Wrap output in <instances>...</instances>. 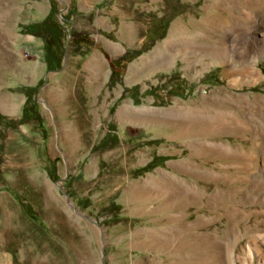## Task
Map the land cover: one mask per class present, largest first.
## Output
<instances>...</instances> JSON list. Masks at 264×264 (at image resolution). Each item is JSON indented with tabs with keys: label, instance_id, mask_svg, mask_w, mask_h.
<instances>
[{
	"label": "rangeland",
	"instance_id": "1",
	"mask_svg": "<svg viewBox=\"0 0 264 264\" xmlns=\"http://www.w3.org/2000/svg\"><path fill=\"white\" fill-rule=\"evenodd\" d=\"M37 1L0 0V264H264V21L160 1L176 16L143 42L138 86L58 118L20 36ZM32 102L40 120H18ZM76 116L86 136L51 135Z\"/></svg>",
	"mask_w": 264,
	"mask_h": 264
},
{
	"label": "crops",
	"instance_id": "2",
	"mask_svg": "<svg viewBox=\"0 0 264 264\" xmlns=\"http://www.w3.org/2000/svg\"><path fill=\"white\" fill-rule=\"evenodd\" d=\"M160 1L166 3V0H64L65 25L73 31L74 38L81 37L86 41L72 43L71 38L67 45L64 44V53L57 69L46 68L42 56L43 40L21 31L22 39L41 53L37 54L36 62L42 74L34 85L41 81V99L60 114L58 118H64L69 111L68 105L74 101L90 106L107 104L111 99V88L116 89L114 97L117 98L121 90L138 86L143 67L138 66L136 59L140 61L143 42L147 41L149 47L160 38L157 32L160 21L165 22L163 35H167L170 21L176 16L173 12L171 18L159 15ZM52 5L54 3L50 0H38L28 11L24 10L20 24L24 26L41 21L50 15ZM125 51L136 53L125 63L122 75H118V82L110 86V61ZM79 120L84 119L76 116L67 123L57 120L51 135L57 138L86 136L87 124L75 127L72 124Z\"/></svg>",
	"mask_w": 264,
	"mask_h": 264
},
{
	"label": "trees",
	"instance_id": "3",
	"mask_svg": "<svg viewBox=\"0 0 264 264\" xmlns=\"http://www.w3.org/2000/svg\"><path fill=\"white\" fill-rule=\"evenodd\" d=\"M56 14V8L55 6H51L50 8V15L42 19L41 21L38 22H32L28 23L23 26L22 32L32 34L34 36L40 37L43 40V46H42V56L43 60L46 63V68L48 70L52 69H57L60 66V61L63 55V38L65 36L64 28L63 26L57 21L55 15ZM54 16V18L52 17ZM63 20H67L66 17L63 16ZM68 39L70 40L72 38V43L78 41H86V39L81 38V37H76L74 38L73 36V31L68 30ZM135 51H125L120 57L113 59L110 61V66H111V73L109 77V85H113L115 81L118 80V75L120 74V71L123 69L125 63L130 60L133 55L135 54ZM31 88L26 87L25 92H26V98L27 100L29 92ZM30 108H26L21 112V115L18 120L22 119H27L30 118L31 116L37 119L38 121L40 120L38 112L35 110V103H31ZM30 109H32L33 115L31 114ZM102 146V144H97L92 147V149H96ZM48 176L52 180H56V176H54L53 173L49 172ZM13 196L15 199H17L19 202L20 199L16 194L13 193ZM24 212L26 214H30V206L28 203H21Z\"/></svg>",
	"mask_w": 264,
	"mask_h": 264
},
{
	"label": "bare ground",
	"instance_id": "4",
	"mask_svg": "<svg viewBox=\"0 0 264 264\" xmlns=\"http://www.w3.org/2000/svg\"><path fill=\"white\" fill-rule=\"evenodd\" d=\"M256 2H258L259 4H256ZM241 6L243 7L245 11L246 23L249 24L250 26L252 23L258 24L260 23V21L262 22L264 21V3L262 0H222L217 4V7L219 11L222 12V14H225L226 16L231 17V18L236 17L239 19L241 18V12H240ZM259 48H260V56L264 57V40L262 41L261 47H258V51H259ZM249 55L250 53L248 51L246 53V56H244L245 63H243V64H247L248 66L252 62V59H250ZM223 57L225 58L224 55ZM234 65L235 64H233V66ZM250 71H251L250 67H247V72H250Z\"/></svg>",
	"mask_w": 264,
	"mask_h": 264
},
{
	"label": "built area",
	"instance_id": "5",
	"mask_svg": "<svg viewBox=\"0 0 264 264\" xmlns=\"http://www.w3.org/2000/svg\"><path fill=\"white\" fill-rule=\"evenodd\" d=\"M55 17L57 19V21L63 26V28L65 27V24L63 22V14L62 11L60 9H57V12L55 14Z\"/></svg>",
	"mask_w": 264,
	"mask_h": 264
}]
</instances>
